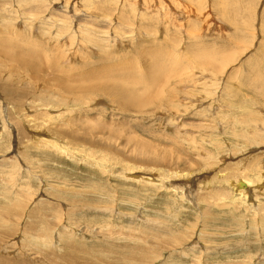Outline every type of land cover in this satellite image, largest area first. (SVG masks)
I'll list each match as a JSON object with an SVG mask.
<instances>
[{
  "label": "rangeland",
  "instance_id": "obj_1",
  "mask_svg": "<svg viewBox=\"0 0 264 264\" xmlns=\"http://www.w3.org/2000/svg\"><path fill=\"white\" fill-rule=\"evenodd\" d=\"M0 264H264V0H0Z\"/></svg>",
  "mask_w": 264,
  "mask_h": 264
},
{
  "label": "bare ground",
  "instance_id": "obj_2",
  "mask_svg": "<svg viewBox=\"0 0 264 264\" xmlns=\"http://www.w3.org/2000/svg\"><path fill=\"white\" fill-rule=\"evenodd\" d=\"M240 182H242V183H240ZM245 182H247V181H245ZM245 182H243L242 180H240L237 184H238V186H239V188H245V185H247V184H245ZM244 190V189H243Z\"/></svg>",
  "mask_w": 264,
  "mask_h": 264
}]
</instances>
